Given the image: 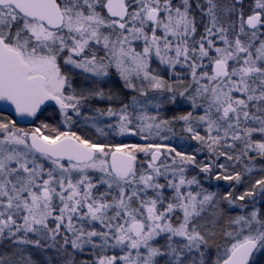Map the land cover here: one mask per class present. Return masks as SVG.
Instances as JSON below:
<instances>
[{
  "label": "snow or ice",
  "instance_id": "snow-or-ice-1",
  "mask_svg": "<svg viewBox=\"0 0 264 264\" xmlns=\"http://www.w3.org/2000/svg\"><path fill=\"white\" fill-rule=\"evenodd\" d=\"M0 264H264V0H0Z\"/></svg>",
  "mask_w": 264,
  "mask_h": 264
}]
</instances>
